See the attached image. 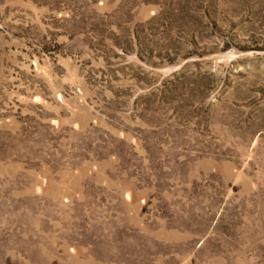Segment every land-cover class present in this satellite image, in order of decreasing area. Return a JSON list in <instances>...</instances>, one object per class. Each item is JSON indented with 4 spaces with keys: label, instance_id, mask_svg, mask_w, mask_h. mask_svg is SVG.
<instances>
[{
    "label": "rangeland",
    "instance_id": "rangeland-1",
    "mask_svg": "<svg viewBox=\"0 0 264 264\" xmlns=\"http://www.w3.org/2000/svg\"><path fill=\"white\" fill-rule=\"evenodd\" d=\"M0 264H264V0H0Z\"/></svg>",
    "mask_w": 264,
    "mask_h": 264
}]
</instances>
